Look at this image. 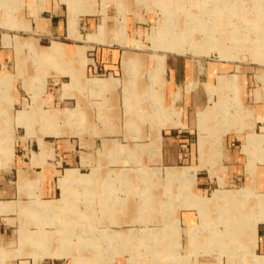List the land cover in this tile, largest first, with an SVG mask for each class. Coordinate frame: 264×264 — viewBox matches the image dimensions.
I'll return each instance as SVG.
<instances>
[{"label":"crops","instance_id":"crops-1","mask_svg":"<svg viewBox=\"0 0 264 264\" xmlns=\"http://www.w3.org/2000/svg\"><path fill=\"white\" fill-rule=\"evenodd\" d=\"M155 16L157 25L164 20L156 0H0V264H67L56 257L20 258L16 250L6 253L4 243L33 245L35 234L58 232L61 227L51 225L57 215L36 206L62 205L60 180L68 170L74 178L63 183L78 185L72 190L76 212L86 202L92 213L102 207L109 215L110 224L90 223L91 231L130 234L140 228L128 226L144 220L169 223L156 229L155 243H174L179 230L177 243H187L201 264L210 263L213 223L224 228L216 230V243H228L229 236L242 246L249 242L262 205L257 195L264 194V73L258 74L264 69L242 59L155 51L153 44L150 52L146 43L155 27L148 18ZM212 98L221 108H211ZM85 181L88 189L79 187ZM153 182L157 213L150 220ZM138 183L140 203L119 198L116 191ZM217 190L250 195L211 198ZM256 234L255 254L264 256V222Z\"/></svg>","mask_w":264,"mask_h":264},{"label":"rangeland","instance_id":"rangeland-1","mask_svg":"<svg viewBox=\"0 0 264 264\" xmlns=\"http://www.w3.org/2000/svg\"><path fill=\"white\" fill-rule=\"evenodd\" d=\"M138 1L144 2L145 0ZM156 1L161 14L164 16V20L159 21L157 25V16L153 17V19L148 18L150 23L149 28L152 29L155 27L149 35V39L152 42L147 40L146 43L150 52H153L151 49V45L153 44L152 47L155 51L181 55L190 54L196 57L204 56V60L221 59L240 61L242 59V64L252 66L254 70L264 69V0ZM181 3L185 4V6ZM7 43H10V41L7 40ZM28 45L32 46L31 44ZM138 46L140 47V45ZM254 73L257 75L256 71ZM261 73L264 72L260 71L258 74L261 75ZM98 74L105 78L109 75V72L99 71ZM152 75L153 73L150 75L151 79ZM229 76H234L233 78L238 80L236 75ZM233 78L224 77L223 79L231 80ZM41 92L42 85L41 83H37L35 85V96H40L42 94ZM211 100L213 101V98ZM238 106L239 104H233L230 106V109L235 110L237 113ZM219 107L221 108L220 102H215L213 107L211 106L212 109H218ZM18 123L22 124L19 121ZM39 126V124L35 123L33 127L38 129ZM32 138L34 139V137H30L29 140ZM43 138L44 136L39 138L41 144H43ZM4 139L9 140V143L13 141L12 136H4ZM68 172L69 170L66 176L60 180V186L63 189V198L58 202L62 205L57 206L52 202H40L36 206L37 211L41 214L53 213L57 215V218L52 219L51 225L60 226L61 228L58 232H52L53 230L55 231L53 228L46 237L40 235V233L35 234L31 239L36 242L31 243L34 246L29 245V243H4L5 246H8V248L5 247L6 253H11L16 250L20 258L26 259L32 257L43 259L54 257L63 258V261L67 264H201L199 262L200 258L196 256V253L188 250L187 243H177L179 240L177 225L174 228H170L171 232L169 235L173 234L172 231L176 232L178 230L177 235L172 237L174 243H155L156 229H166L169 223H165L164 225L160 222L157 224L155 221L150 222L149 220L142 221L145 224L141 226L129 225L128 229L140 228L132 230L130 234L124 232L91 231L90 223L94 225L99 224L101 228L110 224L109 215L103 211L102 207L98 209L99 213H92L90 203L87 207L86 202L83 203L84 207L80 205L77 208L79 213L76 212V195L72 193V190H75L78 185L69 183L66 187L65 183H63L65 178L68 176L70 179L74 178V174L71 172L68 174ZM148 175H151L152 177H149L155 182L156 177L152 169H148ZM83 177L91 178V175H85ZM86 181L81 183L84 184L83 186L79 185V187L88 189L87 187L90 184H85ZM154 182L148 190V194L153 195L152 204H149L146 209L148 219L150 220H153L157 213L155 205H153L155 201ZM116 186L120 187L121 185L116 184ZM139 188L140 185L138 183L131 191L124 192L120 190L116 192L119 198H126L127 200L132 198L134 201L140 203L142 197L134 192ZM236 188L226 187V189ZM66 192L69 194L67 195ZM226 193L238 195L237 199L246 198L250 195L249 192L241 190H217L211 198L216 194L221 195ZM257 197V201L262 205H260L261 207L257 205L260 210L259 215L254 218V221L249 226L250 234L248 236V243L242 246V243H235L230 236L227 237L228 243L227 241L226 243H216L215 239H220V235L217 234L218 232L216 230H224V228L222 224L213 223L211 225L210 231H212L209 232L210 238L207 243V249L210 253L205 256L206 260L210 262L209 264H259L260 262H264V256L255 254L258 246L256 237L257 225L260 222H264V194H259ZM211 198L200 200H209ZM237 199L232 202H235ZM147 201L149 202V197ZM195 206L204 208L206 205L203 206L202 203L195 202ZM28 210L26 213H28ZM50 218H54V215H50ZM165 219H168L167 221L171 220V215L165 216ZM47 221H49L47 218H42L40 223L46 224ZM187 232L191 236L196 233L194 227H189ZM166 235L167 233L165 232ZM230 235L233 236L234 233H230ZM234 238L236 239L237 236H234ZM165 239H169L168 236ZM134 240V243H129V241ZM126 241L128 243H125ZM224 244H226V247ZM239 255H242L243 258L247 255L250 261L245 263L239 260ZM1 256L2 251L0 250Z\"/></svg>","mask_w":264,"mask_h":264},{"label":"bare ground","instance_id":"bare-ground-1","mask_svg":"<svg viewBox=\"0 0 264 264\" xmlns=\"http://www.w3.org/2000/svg\"><path fill=\"white\" fill-rule=\"evenodd\" d=\"M52 50L54 51V52H59V47L57 46V45H55L53 48H52ZM226 197V196H225ZM228 197V196H227ZM155 239V238H154ZM261 263V262H260ZM259 263V264H260ZM261 264H264V262L263 263H261Z\"/></svg>","mask_w":264,"mask_h":264}]
</instances>
